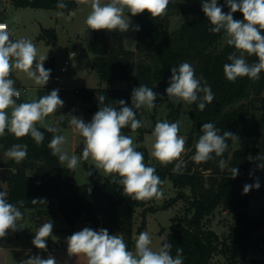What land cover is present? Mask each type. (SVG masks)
Wrapping results in <instances>:
<instances>
[{
    "label": "trees",
    "instance_id": "obj_1",
    "mask_svg": "<svg viewBox=\"0 0 264 264\" xmlns=\"http://www.w3.org/2000/svg\"><path fill=\"white\" fill-rule=\"evenodd\" d=\"M14 6L34 9H57L60 0H10ZM204 0H171L167 13L152 18L145 11L133 16L139 31L134 50L125 47V32L119 30H93L89 41V49L94 54L93 69L101 81L115 83L128 82L127 89L119 88H87L79 91L84 103L91 106L88 111L96 113L100 107L108 105L121 107L118 101L124 100L125 106L132 107V91L140 85H146L168 99L165 89L169 86L171 68L188 62L195 69L196 76L203 77L211 86L214 100L200 111L197 104L169 102L170 118H179V105H185L192 118V127L188 133L187 154L181 168L175 170L171 164L153 166L149 164V154L145 147L138 151L144 154L147 166L156 169L164 188L169 178L177 191L176 198L164 204L169 207L178 200L186 203L183 216L173 220L171 232L166 242L172 244L171 254L176 255L178 247L183 248L184 264H214L215 256L224 259L223 264H264V219L249 213L250 200L256 188L244 193L245 185H253V181L263 168L264 163L259 149L233 150L232 138L227 140L228 148L220 157L196 163L192 157L195 146L202 134L204 123L211 122L220 134L228 131L236 137L264 136V72L260 79L248 77L228 81L223 66L231 63L227 57L235 51L227 43L221 44L224 32L212 33V25L202 11ZM218 6L225 13L230 11L225 0H217ZM67 8L72 4H66ZM131 15L130 13H128ZM236 20L243 21V14L236 11L232 14ZM174 16H189L179 26H172ZM55 29H41L38 40H45L48 45L55 46ZM239 55V53H237ZM248 63L258 61L255 55L245 54ZM45 69H51L50 77L56 75L55 58L45 62ZM105 96L101 105L99 97ZM169 100V99H168ZM183 103V104H182ZM138 119H143L138 109L133 106ZM155 115L153 116V118ZM44 132V141L37 144L30 135L17 138L5 132L0 136V168L7 170L6 187L9 203L29 210L35 225L49 220L54 211L60 214L66 225L75 226L83 222L85 227L99 231L107 229L110 235H122L127 246L135 245L132 241L134 232L140 234L147 225L146 217L158 207L155 198L147 201H135L126 196L119 177L113 174L99 184L95 180V169L90 168V181L83 185L74 184L75 170L61 164L58 157L53 156L48 147L56 132H49L48 127H37ZM154 128L142 127L132 131L130 126L122 129V133L137 134L139 141L146 132ZM27 145V157L20 163L5 159V152L14 144ZM226 161V168L221 170L218 161ZM238 168V175L231 177L228 168ZM189 191L188 193L186 191ZM43 200L45 203L32 204V200ZM23 201L21 207L18 203ZM231 215L234 219L229 231L223 238L209 225L216 214ZM140 225L135 228L137 218Z\"/></svg>",
    "mask_w": 264,
    "mask_h": 264
},
{
    "label": "clouds",
    "instance_id": "obj_2",
    "mask_svg": "<svg viewBox=\"0 0 264 264\" xmlns=\"http://www.w3.org/2000/svg\"><path fill=\"white\" fill-rule=\"evenodd\" d=\"M171 0H90L91 11L85 23L92 30H107L126 32L130 28L129 16H136L147 11L152 18L163 16ZM230 8L228 13L218 6L217 0H204L202 11L209 19L212 33L224 32L226 43L233 46L235 51L228 55L231 63L223 66V72L228 81L235 82L237 78L248 77L252 80L260 79L264 72V0H225ZM67 5L63 2L57 8L63 9ZM240 11L243 21L233 18V13ZM63 15V13H58ZM139 31V26L136 27ZM239 53V55H237ZM38 50L29 39L13 40L7 30V25L0 24V136L5 132L14 134L17 138L30 135L39 145L44 141V132L36 124L63 107L64 101L60 99L58 90L40 97L38 100L17 104L20 91L14 87L15 81L10 77L13 69L22 71L37 85L44 86L50 78L51 69H45V56H40L37 62ZM245 54L255 55L257 62L248 63ZM168 99L173 103L184 102L188 105L197 104L200 111L212 103L214 94L207 80L202 76L197 77L195 69L188 62L181 63L178 67L171 68L169 86L165 89ZM157 93L146 85H140L132 91V107L125 106V101L120 100L118 110L112 106H102L94 114L90 123H85L76 116L70 117V124L84 138L82 159H91L96 169L102 170L105 175L118 176L115 180L123 188L126 196L135 201H147L162 198L163 192L160 185L162 181L156 174V169L144 163V154L137 151L131 136L122 134V129L130 126L132 131L150 126V121L138 119L136 109L147 107L151 110L156 105ZM101 105L105 96L99 97ZM8 109H11L10 114ZM49 132H57L55 128L48 127ZM202 134L195 146L192 159L196 163H204L220 157L227 150V140L235 136L228 131L220 134V130L211 122L204 123ZM180 124L157 121L151 133L153 138L152 157L161 165L175 164V170L181 168L180 160L185 151V139L179 134ZM66 137L54 135L48 144L53 156L58 157L61 164L70 170H75L80 159L69 155L64 150ZM26 144H14L6 150L5 155L20 163L27 157ZM218 166L221 170L226 168V161L220 159ZM264 168V163L259 165ZM231 177L238 175V168L227 169ZM91 175V172L88 173ZM253 187L259 188L257 180L253 185H245L244 193ZM8 193L0 192V238L7 235L9 229L15 231L18 222L24 219L19 207L8 203L5 197ZM23 206V201L18 202ZM45 203L43 200L33 199L32 204ZM53 224L44 223L36 231L32 241L33 245L41 250L47 249L46 239L52 234ZM69 255H83L87 264H183V248L176 249V255L171 254L172 244L163 243L158 250L151 247L152 239L147 232H141L135 241L134 251L129 250L122 235H110L107 229L99 231L85 227L67 238ZM21 264H57L54 257L44 259L39 255L30 256L21 261Z\"/></svg>",
    "mask_w": 264,
    "mask_h": 264
},
{
    "label": "rangeland",
    "instance_id": "obj_3",
    "mask_svg": "<svg viewBox=\"0 0 264 264\" xmlns=\"http://www.w3.org/2000/svg\"><path fill=\"white\" fill-rule=\"evenodd\" d=\"M65 4H72L70 8L57 9H34L31 7L14 6L10 0H0V22L7 25L10 37L13 40L21 38L31 40L37 47V62L40 56H45L46 60L52 55L55 58L56 75L50 77L46 85H37L34 80L29 79L25 73L13 69L9 78L15 81L14 87L20 91V98L17 104L23 102H31L38 100L40 97L48 95L53 90H57L56 86L64 88L58 90L60 99L64 101L63 107L48 117L44 121L36 124V127H51L58 131L56 135H64L66 143L64 150L71 156L75 155L78 158L82 157L84 147V138L75 131L70 124V117L76 116L81 118L85 123H90L94 114L88 111L89 103H84L79 93L82 89L87 88H119L127 89L128 82L118 81L115 83L101 81L96 71L93 69L94 54L89 49V41L92 37L93 30L87 28L85 23L87 15L91 11L90 0H60ZM108 0H101V3H106ZM63 13V15H58ZM129 16L130 28L125 32V47L130 50L136 48L137 43V23L133 16ZM189 16H174L172 18V26L177 27L183 21H188ZM55 29L56 39L55 46L48 45L45 40H38L41 29ZM226 43V35L224 34L221 44ZM75 53V60L78 62L74 64V59L70 57V53ZM43 62L45 66V62ZM71 64L67 67L66 72H62L65 62ZM170 100L165 99L164 96H157L154 101L155 107L151 110L147 107H141L139 110L143 119L146 122L150 121L149 128H154L157 121L167 120L168 122H177L180 124V135L185 139V151L182 153L180 159L187 154L188 133L192 127V118L189 115L187 106L179 105V118H170ZM183 104V103H182ZM10 114L11 109L7 110ZM153 118V113H155ZM160 116V118H158ZM152 132H146L143 140L139 141L137 134H129L134 141V147L143 146L147 149L149 154V164L159 166L160 163L152 157ZM124 134V133H122ZM126 135V134H124ZM232 142L233 150L236 149H252L257 147L260 156L264 160V136L261 137H236ZM5 159H9L5 156ZM145 163V162H144ZM146 164V163H145ZM65 165V164H64ZM66 166V165H65ZM95 169V180L97 183H103L104 179L108 177L102 170L96 169L91 159L84 161L80 159V163L75 169L74 184L83 185L90 181L88 175L89 169ZM7 170L0 168V188L6 187ZM259 181L260 187L253 193L250 200L249 213L252 216L262 217L264 219V168L257 175L253 184ZM162 198H155V205L158 209L155 212L149 213L146 217L147 225L142 232L149 233L153 250H158L163 243L166 242L167 235L171 232L173 220L176 217L183 216L186 212V203L184 200H178L172 203L169 207L164 208V204L171 199L176 198L177 189L174 188L171 180H165ZM189 192L188 190L186 191ZM24 219L18 222L15 231L9 229L7 235L0 238V264H21V261L28 259L30 256L39 255L41 258H48L52 256L57 261V264H87V259L83 255L74 256L68 253L67 238L75 232L81 231L85 228L83 222H79L75 226L66 225L60 226L61 217L57 211H54L49 220L35 225L32 221L31 212L29 210H21ZM231 215L216 214L210 221L209 225L218 234L227 235L229 226L233 222ZM51 222L53 224L52 234L46 239L47 249L41 250L36 248L32 241L35 237L36 231L44 223ZM141 223V218L138 217L135 228ZM20 226L22 230H20ZM264 235V229L260 232ZM138 233L135 231L132 241L135 242L138 238ZM128 242H126L127 244ZM129 250L134 251L135 245L127 246ZM183 260V258H182ZM214 264H223L224 259L220 256H215ZM184 264V261H183Z\"/></svg>",
    "mask_w": 264,
    "mask_h": 264
},
{
    "label": "built area",
    "instance_id": "obj_4",
    "mask_svg": "<svg viewBox=\"0 0 264 264\" xmlns=\"http://www.w3.org/2000/svg\"><path fill=\"white\" fill-rule=\"evenodd\" d=\"M0 24H5L4 22H0ZM6 25V24H5ZM7 30H8V28H7ZM70 57L72 58V59H74L75 60V53H70ZM71 63L70 62H68V61H66L65 62V66H64V68H62V72H66L68 69H67V67L70 65ZM56 89L57 90H64V88H62V87H60L59 85H57L56 86ZM76 93H79V91H76ZM124 241H126V240H124ZM126 243V242H125ZM127 245V244H126Z\"/></svg>",
    "mask_w": 264,
    "mask_h": 264
},
{
    "label": "water",
    "instance_id": "obj_5",
    "mask_svg": "<svg viewBox=\"0 0 264 264\" xmlns=\"http://www.w3.org/2000/svg\"><path fill=\"white\" fill-rule=\"evenodd\" d=\"M75 65H77L76 62H75ZM3 191H5V190H4L3 188H0V192H3ZM5 200H6V202H8V201H9V197L6 196V197H5ZM8 203H9V202H8ZM60 226H61V227L66 226V221H65L64 219L61 220V222H60ZM22 227H23V226H20V230H22ZM221 237L223 238V237H224V234H221Z\"/></svg>",
    "mask_w": 264,
    "mask_h": 264
},
{
    "label": "crops",
    "instance_id": "obj_6",
    "mask_svg": "<svg viewBox=\"0 0 264 264\" xmlns=\"http://www.w3.org/2000/svg\"><path fill=\"white\" fill-rule=\"evenodd\" d=\"M75 62L78 64V62H77L76 60H74V64H75ZM165 99H167V98H165ZM90 106H91V104H90ZM90 106H89V107H90ZM89 107H88V108H89ZM138 111H139L140 116L142 117L141 112H140L139 109H138ZM156 113H157V112L153 113V116H154ZM142 118H143V117H142ZM158 118H160V116H159ZM143 120H144V119H143ZM252 183H253V182H252ZM249 209H250V205H249ZM249 209H248V210H249Z\"/></svg>",
    "mask_w": 264,
    "mask_h": 264
}]
</instances>
